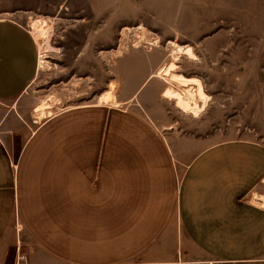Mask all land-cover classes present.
Masks as SVG:
<instances>
[{
	"label": "crops",
	"instance_id": "obj_1",
	"mask_svg": "<svg viewBox=\"0 0 264 264\" xmlns=\"http://www.w3.org/2000/svg\"><path fill=\"white\" fill-rule=\"evenodd\" d=\"M39 50L30 25L0 18V264H264L263 143L164 131L148 65L128 95L50 96L35 120L19 109Z\"/></svg>",
	"mask_w": 264,
	"mask_h": 264
},
{
	"label": "rangeland",
	"instance_id": "obj_2",
	"mask_svg": "<svg viewBox=\"0 0 264 264\" xmlns=\"http://www.w3.org/2000/svg\"><path fill=\"white\" fill-rule=\"evenodd\" d=\"M5 16L52 20L47 66L19 109L35 120L50 96L63 106L128 95L148 65L164 131L264 144V0H0ZM45 102L37 111L52 115ZM29 252V261L41 253Z\"/></svg>",
	"mask_w": 264,
	"mask_h": 264
},
{
	"label": "bare ground",
	"instance_id": "obj_3",
	"mask_svg": "<svg viewBox=\"0 0 264 264\" xmlns=\"http://www.w3.org/2000/svg\"><path fill=\"white\" fill-rule=\"evenodd\" d=\"M31 33H33L35 39L38 42L39 47V65L40 68L44 65V53L50 47L49 42L52 37L53 27L47 23V20L44 17H37V19H32L30 22ZM152 44V43H151ZM171 45H174L176 48H181V45L177 44L174 41H170ZM46 57V56H45ZM46 103V102H45ZM48 108H52L54 105L49 102ZM262 200L264 201V196H261Z\"/></svg>",
	"mask_w": 264,
	"mask_h": 264
},
{
	"label": "built area",
	"instance_id": "obj_4",
	"mask_svg": "<svg viewBox=\"0 0 264 264\" xmlns=\"http://www.w3.org/2000/svg\"><path fill=\"white\" fill-rule=\"evenodd\" d=\"M180 264H210V263H204V262H197V261H191V262H189V263H180Z\"/></svg>",
	"mask_w": 264,
	"mask_h": 264
}]
</instances>
